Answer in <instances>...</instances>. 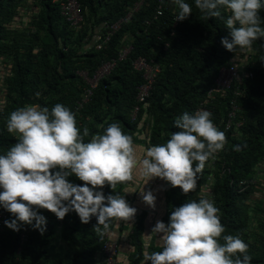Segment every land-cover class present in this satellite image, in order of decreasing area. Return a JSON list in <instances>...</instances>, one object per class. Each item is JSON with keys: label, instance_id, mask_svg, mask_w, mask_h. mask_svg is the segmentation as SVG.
<instances>
[{"label": "trees", "instance_id": "1", "mask_svg": "<svg viewBox=\"0 0 264 264\" xmlns=\"http://www.w3.org/2000/svg\"><path fill=\"white\" fill-rule=\"evenodd\" d=\"M64 1L0 0V155L17 142V137L7 131L10 113L30 104L49 109L56 103L64 104L76 114L81 132L86 126L90 136L103 134L109 124L117 123L133 137L140 159L150 146L165 143L178 131L177 117L198 109L213 114V122L225 132L227 144L215 163L213 157L209 159L198 174L196 190L188 194L161 178L157 182L155 177L147 181L133 175V181L119 184L115 190L105 185L102 190L106 196L120 193L137 213L131 221H113L102 238L95 232L96 217L82 223L75 211L61 220L40 209L47 218L43 234L31 225L21 224L19 231L6 226L0 264H109L104 258L109 240L118 243V264H151L144 261L145 254L162 251V234L152 231L156 222L169 223L176 207L201 196L219 209L224 234L240 235L249 244L251 264H264V201L256 199L264 189V180L256 176L264 173V38L254 41L250 54L229 51L221 42L224 37L231 39L225 25L226 11L224 19L205 18L194 0H186L193 13L178 21L170 0H146L141 10L105 41L106 26L125 16L135 0H79L84 21L78 26L63 13ZM160 4L163 12L157 15ZM261 17L264 19V8ZM126 46H132L127 57L100 78L90 100L79 107L90 87L80 72L94 76L104 61L118 57ZM141 56L158 64L160 72L138 118L131 120L138 86L143 82L133 63ZM231 60H246V70L254 77L246 79L243 95L238 97L242 125L225 131L229 101L234 95L232 90L227 94L218 90L215 80ZM211 88L216 89L212 97L208 94ZM237 145L239 151L234 149ZM253 178L258 182L243 190L240 182ZM68 179L84 184L74 174ZM150 181L151 187H147ZM209 185L210 196L204 192ZM141 189L160 198V208L147 205ZM23 233L27 239L21 242ZM59 233L66 244L61 252L51 248Z\"/></svg>", "mask_w": 264, "mask_h": 264}, {"label": "clouds", "instance_id": "2", "mask_svg": "<svg viewBox=\"0 0 264 264\" xmlns=\"http://www.w3.org/2000/svg\"><path fill=\"white\" fill-rule=\"evenodd\" d=\"M176 9V20L192 13L186 0H170ZM205 18L224 19L229 36L222 44L229 51L252 52L254 41L264 38L262 0H194ZM264 60V58H262ZM212 113L198 109L175 119L174 131L163 144L150 146L137 159L133 137L119 124L111 123L103 134L90 136L88 127L81 132L76 114L62 103L51 109L39 104L17 108L7 119V131L17 142L0 155V206L14 219L5 224L15 231L21 224L31 225L41 234L46 231V209L64 219L75 211L82 223L97 219L95 232L101 238L113 221H131L137 209L120 193L103 192L105 185L133 181L134 170L147 178L159 177L184 194L197 188L198 174L216 153L227 144L225 132L213 122ZM90 139L86 141V138ZM239 151V146H234ZM75 175L83 185L68 179ZM127 191V189H125ZM144 202L155 208L152 191H143ZM153 233L162 234V251L146 253L151 264H251L249 244L240 236L224 234L226 229L219 209L206 196L176 207L170 222L157 221Z\"/></svg>", "mask_w": 264, "mask_h": 264}, {"label": "built area", "instance_id": "3", "mask_svg": "<svg viewBox=\"0 0 264 264\" xmlns=\"http://www.w3.org/2000/svg\"><path fill=\"white\" fill-rule=\"evenodd\" d=\"M164 0H159V2L163 3ZM146 0H135L133 6L128 11V13L120 18L115 23L106 26L108 30L105 41H109L112 35L118 31L123 23H127L132 16L141 10L142 6ZM63 13L67 16L68 20L74 26H78L80 23L84 21V14L82 10V6L79 0H65L62 4ZM157 15H161L163 12V5L160 4L158 7ZM132 46H126L123 48L118 57H114L111 60H106L102 63L101 67L96 71L94 76H90L88 72L81 71L80 74L87 80L90 87L84 93L83 98L79 102V107L83 106L84 103L90 100V97L93 93V89L97 86L99 80L104 75H107L111 72V70L118 64L119 61L123 60L127 57L131 50ZM247 54H250L246 52ZM247 61L243 60L241 62H235V60H231V62L223 66L218 76L215 80V84L217 89L222 91L224 94H227L228 91L232 90L234 97H232L229 101V110L227 113L226 121H225V131L231 130L233 127L238 128L242 125L241 121L239 120V102L238 97L243 95L244 92V83L246 79L253 78L254 74L252 71L246 70ZM133 66L135 70L142 73L143 82L138 86V93L136 98V104L134 105L130 117L131 120H136L138 118L139 112L141 111L142 106L146 103L147 99L150 97L154 82L157 78L158 73L160 72V67L153 61L148 60L145 57H138L134 60ZM216 89L211 88L209 91V96H214V92ZM203 105V103H202ZM216 153L213 156L212 164L216 161ZM209 183L213 181V178H209ZM257 178L253 179H245L240 182V186L244 190L246 187L257 183ZM210 183V184H211ZM206 186V185H205ZM212 188L205 187V193L210 196ZM10 212L5 210L3 207L0 209V250H1V242H2V233L5 231L6 224L5 221H8ZM21 242H24L27 239L25 233L21 236ZM104 255L105 259L109 264H118L119 258L118 255V243L114 240H109L104 248Z\"/></svg>", "mask_w": 264, "mask_h": 264}, {"label": "crops", "instance_id": "4", "mask_svg": "<svg viewBox=\"0 0 264 264\" xmlns=\"http://www.w3.org/2000/svg\"><path fill=\"white\" fill-rule=\"evenodd\" d=\"M133 175L135 176H138V175H140V173L138 172V171H135L134 170V173H133ZM144 177H142L141 175L139 176V179H143ZM155 180H157V182L158 181H160V178L159 177H157V179L155 178ZM152 183V181H150L149 183L147 182V187H151V184ZM154 183V182H153ZM144 187H145V185H144ZM261 192H264V189L261 191ZM259 193L257 196L258 197H256V199H258L259 201H264V195L262 194V193ZM158 198V197H157ZM51 248L53 249V248H55L57 251H59V252H61L64 248H66V244H65V241H63V239L61 238V235H60V233H59V235L56 237V239L53 241V243H52V246H51Z\"/></svg>", "mask_w": 264, "mask_h": 264}, {"label": "rangeland", "instance_id": "5", "mask_svg": "<svg viewBox=\"0 0 264 264\" xmlns=\"http://www.w3.org/2000/svg\"><path fill=\"white\" fill-rule=\"evenodd\" d=\"M140 155H141V153H140ZM139 157H140V156L137 155V159H138V160L140 159ZM135 171H136V170H135ZM135 176H136V175H135ZM139 176H140V175L136 176V178L139 179ZM256 176L258 177V179H261V178H262V179L264 180V173H263V174H257ZM155 178H156V177H155ZM142 180H143V179H142ZM159 203H160V198H156V206H157L158 208H160V207H159ZM160 204H161V203H160ZM156 206H155V208H157ZM119 223H120V222H118V224H119Z\"/></svg>", "mask_w": 264, "mask_h": 264}]
</instances>
